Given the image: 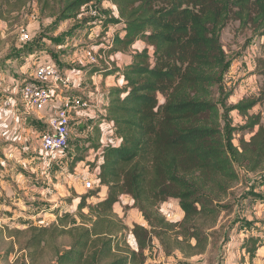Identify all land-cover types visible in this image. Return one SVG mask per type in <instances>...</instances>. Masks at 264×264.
Here are the masks:
<instances>
[{
	"label": "trees",
	"instance_id": "1",
	"mask_svg": "<svg viewBox=\"0 0 264 264\" xmlns=\"http://www.w3.org/2000/svg\"><path fill=\"white\" fill-rule=\"evenodd\" d=\"M108 1L117 14L101 10L102 35L121 26L114 31L108 53L128 51L138 41L145 44L122 67L125 83L110 89L102 116L113 124L119 143L101 146L94 138L84 149L102 147L94 162H86L91 171L98 170V187L80 196L79 221L76 214L57 208L50 226H31L14 234L27 236L23 249L33 260L49 248L55 264H146L155 242L167 257L176 252L186 259L203 255L218 246L225 211L220 205L242 181L237 166L246 173L264 172V124L260 113H250L264 102V85L258 96L230 106L231 95H226L224 112L215 99L228 66L222 32L234 17L240 27L262 33L264 0ZM93 2L0 0V20L8 21L36 3L40 16H57L51 27L56 30ZM119 70L102 64L91 72L111 75ZM235 110L245 118L244 125L233 126L230 113ZM241 130L251 136L245 139L243 134L235 145L234 136ZM84 159L75 154L72 163ZM101 186L108 188L104 198L98 196ZM125 194L132 197L145 224L129 228L115 212ZM170 198L179 201V221L167 219L161 211ZM257 231L260 236L249 235L242 242L243 256L264 247V229ZM128 234L137 249L130 246ZM3 237L0 230V241ZM63 238L65 244L60 242Z\"/></svg>",
	"mask_w": 264,
	"mask_h": 264
},
{
	"label": "rangeland",
	"instance_id": "2",
	"mask_svg": "<svg viewBox=\"0 0 264 264\" xmlns=\"http://www.w3.org/2000/svg\"><path fill=\"white\" fill-rule=\"evenodd\" d=\"M103 8H109L113 10L114 14H117L116 6L111 2L94 0L92 4L82 9L76 19L61 22L56 30L51 27L57 16L53 18L40 16L36 3L27 7L20 14L12 15L8 21L0 20V96L10 95L8 90L10 79L17 77L16 72H21L20 68L22 65L24 70L29 68L27 72L33 71L34 68L32 69V65L26 60L28 59L26 57L27 53L42 50L44 54L55 55L54 63L60 66L61 69L80 65L73 62L74 55L76 54L80 57L82 53H85L86 49L92 47H96L94 50H100V60L104 59L101 48H105L109 40L111 41L112 30L110 28L108 34L102 35L101 19L103 14L101 10ZM16 16L19 17V21L15 19ZM33 26L41 27L34 41L22 43L19 35L20 28L30 27L29 29H31ZM95 28L96 30H94ZM221 39L228 55V66L220 84L215 88V99L224 112L223 100L226 95H231L227 98V106H230L236 104L244 97L258 96L260 94V90L264 85V31L259 33L254 31L252 27L242 28L239 21L232 17L224 28ZM98 46L100 47L97 48ZM160 98L163 100L162 97ZM54 107H56L55 104L49 105L45 110H50L51 112ZM250 113H260L264 124V102L255 106ZM230 117L233 121V126H242L246 123L243 116L236 110L230 113ZM243 134H245V139H249L251 136L249 132L237 131L234 136L235 145H239V139ZM84 141L86 139L73 136L70 141V147L65 154L69 155V151H71V154L74 155H88L90 150H84L87 148L83 144ZM81 150L84 151L81 152ZM58 154H61V152H58ZM67 158L70 160L68 169L72 172L74 164L71 160L73 159H70L69 156ZM1 159L4 160L0 155ZM237 169L242 176V181L234 186L232 195L220 205L225 211L219 223V226L222 225L224 228L219 233V241L216 243L218 246L208 253L188 259L184 258L179 252L181 259L168 263L224 264L231 254L234 258L237 255V259L240 260V263H243L245 258L249 256L248 254L243 256L244 251L241 250L242 242L247 237L243 236L241 238L238 234L241 226L247 228V235L254 236H260V232L257 231L258 228L264 229V172L251 174L246 173L239 166H237ZM92 190L94 188L88 189L87 193ZM255 191H258V193ZM125 195L130 198L129 200H131L132 204H123L120 198V205L119 203L117 204L120 208L118 215L129 228H132L136 223L145 224L141 212L137 210L138 213H136L133 210L135 207L132 197L128 194ZM53 196L55 195L52 194L51 197ZM245 197L246 201H243ZM53 200L55 198L51 202L25 200L22 204H17L13 199H5L2 202L0 200V230L4 233V237L0 241V264H55L53 254L49 248L45 249L36 260H33L23 249L27 236L24 233L16 236L14 234L16 230L23 231L31 226H50L57 219V216L53 213V210L57 208L60 209L61 213L76 214L74 219L79 221L77 216L78 205H72V198L67 199L60 196L56 198V201ZM89 201H93V198L89 199ZM84 211L85 213L88 212L87 209H84ZM161 211L165 216L169 214L167 218L171 221L178 219V215L182 214L179 201L174 198H170L162 204ZM248 216L258 219L256 222H250L246 220ZM237 223L239 224L236 225ZM132 240L136 243L133 235L128 234L129 244ZM60 242L65 244L67 240L63 238ZM238 250L240 253H238ZM149 251L152 254L147 253L146 264H157L154 262L155 257H158L155 248L152 247ZM6 252H9V254ZM252 264H264V260L253 262Z\"/></svg>",
	"mask_w": 264,
	"mask_h": 264
},
{
	"label": "crops",
	"instance_id": "3",
	"mask_svg": "<svg viewBox=\"0 0 264 264\" xmlns=\"http://www.w3.org/2000/svg\"><path fill=\"white\" fill-rule=\"evenodd\" d=\"M29 28L27 27L30 41H34L41 27L33 26L31 29ZM116 28H121V26L111 28L112 36ZM110 43L109 40L108 45L103 49L101 48L105 57L98 65L89 64L85 53H82L80 57L76 54L73 57V62L80 65H74L66 69L62 68L73 79V84L68 88L71 90L70 93L83 95L94 104L93 107L81 110L78 114L73 115L71 121L70 139L73 136L84 138L86 141L83 144L86 147L94 142V138L101 146L109 143H119L113 124L102 119V116L106 113L105 105L109 100L110 89L122 87L125 83L121 72L122 67L131 62L134 51L142 50L145 47L143 41H138L128 51L110 54L108 53ZM92 48L95 49L96 47ZM26 57H28L26 60L32 65V69L37 64L54 62L56 59L55 55L44 54L42 50L27 53ZM102 64L110 67L116 65L120 70L111 75H104L97 71L91 72L94 66ZM28 69L24 70L22 65L21 72H16L17 77L10 79V86L8 87L10 95L0 96V155L4 158V160H0V200L2 202L5 199H13L17 204H22L25 200L51 202L55 198L53 201H56V198L61 196L67 199L72 198V205L77 206L80 196L86 194L89 189L86 186L87 180L98 187V180L96 179L98 170L91 171L86 162H94L96 154H100L102 147L97 150L91 148L88 155H83L85 157L83 161H77L74 164L72 172L68 169L70 160L67 158L69 156L70 159H73L74 154H71V151H69V155L65 153L58 154L54 159L48 157L42 146L41 134L45 126L44 118L49 115L50 110L26 111L19 102L20 85L24 79L31 77L32 72H27ZM9 98H13V100L8 101ZM55 106H60V103L57 102ZM107 192L108 188L101 186L98 196L104 198ZM52 194L55 196L51 197ZM121 199L123 204H132L127 195H122ZM243 201H246V197ZM133 210L138 213L137 209L133 208ZM115 211L120 213L118 205L115 206ZM181 218L182 214L178 215V219L174 221H179ZM257 219H254L253 216L246 218L250 222H256ZM247 232V228L241 226L238 235L241 238L243 236L248 237ZM130 244L133 249H137L134 240ZM154 248L158 254V257H155L154 260L157 264H167L181 259L179 252L175 253L174 256H165L157 242H155ZM147 253L152 254L149 250ZM238 253H240L239 250ZM237 257L236 255V258H234L231 254L224 264H252L253 262L262 261L264 260V247L258 249L255 254L247 256L243 263H240Z\"/></svg>",
	"mask_w": 264,
	"mask_h": 264
},
{
	"label": "built area",
	"instance_id": "4",
	"mask_svg": "<svg viewBox=\"0 0 264 264\" xmlns=\"http://www.w3.org/2000/svg\"><path fill=\"white\" fill-rule=\"evenodd\" d=\"M19 35L22 43L30 42L31 38L26 27L20 28ZM99 52L100 50L97 51L93 48L85 50L89 64H99L101 61ZM72 84V77L65 73L60 66L54 62H44L37 64L31 77L24 79L20 85L19 102L26 111H43L49 105L60 103V106L54 107L50 114L44 118L45 126L41 134L43 149L50 159H54L58 152L68 151L71 141L72 116L94 106L91 100L86 99L83 95L71 94V90L68 88ZM12 100L13 98H9L8 101ZM94 185L90 180L86 181L87 188H95ZM167 216L169 217V214Z\"/></svg>",
	"mask_w": 264,
	"mask_h": 264
}]
</instances>
